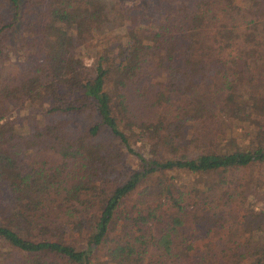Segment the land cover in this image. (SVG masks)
<instances>
[{"label":"trees","instance_id":"1","mask_svg":"<svg viewBox=\"0 0 264 264\" xmlns=\"http://www.w3.org/2000/svg\"><path fill=\"white\" fill-rule=\"evenodd\" d=\"M263 82L264 0H0V264H264Z\"/></svg>","mask_w":264,"mask_h":264},{"label":"rangeland","instance_id":"2","mask_svg":"<svg viewBox=\"0 0 264 264\" xmlns=\"http://www.w3.org/2000/svg\"><path fill=\"white\" fill-rule=\"evenodd\" d=\"M104 1H108V0H104ZM108 7V6H107ZM105 7V9L107 8ZM217 9V5H213V8H212V11L210 13V15L212 16L215 11ZM108 11V10H107ZM108 12H111L112 11H108ZM211 21H214V18L211 19ZM84 62L85 64H89L90 62V58H84ZM29 63H32V60L30 59ZM10 68H13V67H10ZM12 72H14L15 70H11ZM264 86V82L263 84H261ZM217 116H215L214 119H212L211 121L207 122L206 124L202 125V123H195V127L196 128V133L198 134V136L200 138H203L204 136H206L208 138V140L204 139L205 142L208 141L207 145H211V144H214V142H216L217 140H219V137H221V130H223L224 128H236L237 126L235 124H233L232 122H230L229 120L227 119H224L220 113H215ZM223 121L224 123L221 125L220 121ZM189 138V137H188ZM210 142V143H209ZM187 146H188V149H187V152L186 153H190V152H193V151H196L197 148L200 150L202 149L203 147H207V146H199V147H194V144L193 142L189 143L187 142ZM146 152V151H144ZM133 162V160L130 161V163ZM165 178H166V181L168 179H170V176H176L175 173H172V172H165ZM241 172L240 171H237L235 175H229L228 173H226V180L229 181V185H230V190L232 189V186L234 185V183H230V181H234L235 184L237 183V179L239 178V176H241ZM251 174L253 175L252 177L253 178H257V182L255 185H254V189L256 190V192L258 193V197H259V201L257 202V206L255 208V210L258 208V207H262L264 208V164L259 166L258 168H255L251 171ZM193 177H186L187 181L188 179H191ZM155 180H149L147 182H144L142 184L139 185V187L137 188V190L135 192H133L125 201L124 203V207L126 209H129L131 207V205L136 202L137 200V196L139 194V191L143 190L144 188L148 187V189L146 191H151L152 189L156 188L155 185H152V186H149L150 185V182H152ZM181 181L183 183H185L186 180H184L183 178H181ZM227 184V182H226ZM225 184V185H226ZM141 187V189H139ZM1 189H2V194L1 196L4 197V198H9V195L7 193V190L1 186ZM150 194V193H149ZM148 195V194H147ZM149 198V197H148ZM143 200V199H142ZM225 200V199H223ZM236 201V200H235ZM229 203V201H228ZM230 205H232V207L234 208H231ZM235 203L233 202V200H231V203L228 204V207L231 208V210H229V213L226 215L227 217L231 218L232 220L235 221V219H238L239 218V213H241V211L239 210V208H235ZM184 213L186 212L188 214V217L185 218V221H187V224H188V229L185 231V235L187 237H192L191 234H195V235H202L203 233V230H202V223L200 224H195L193 223L192 221H194V218H192V215L195 213V215H197L198 218H204V216H207L211 219L214 218V215L212 214H207L205 215L204 213L202 212H198L196 211V207H190V206H184ZM239 212V213H237ZM68 214L67 210L65 209V207H60L58 208L56 206V204H53L51 206H49L48 208H45L43 209V211H40V214L37 215V218L39 221H42V222H45L47 224H57L58 222L62 221L63 219H65L64 217ZM203 215V216H202ZM201 216V217H200ZM46 236V234H45ZM36 238H39L37 236H35ZM231 242H234V240H232V238L230 237L229 239ZM206 241V239H205ZM202 242H204V239L201 240V239H197V243L199 245L202 244ZM6 248L5 245H2L0 244V252ZM101 253V252H100ZM103 253V252H102ZM144 264H169L167 259L165 258L164 255H162L159 251H157L154 247L152 248V245H150L149 247V250H148V253L147 255L145 256L144 258Z\"/></svg>","mask_w":264,"mask_h":264}]
</instances>
